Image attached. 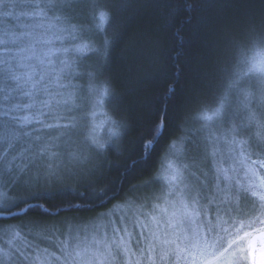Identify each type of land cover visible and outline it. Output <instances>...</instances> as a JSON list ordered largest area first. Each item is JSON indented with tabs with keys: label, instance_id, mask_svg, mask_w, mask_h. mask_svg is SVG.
<instances>
[{
	"label": "snow or ice",
	"instance_id": "6c2138e0",
	"mask_svg": "<svg viewBox=\"0 0 264 264\" xmlns=\"http://www.w3.org/2000/svg\"><path fill=\"white\" fill-rule=\"evenodd\" d=\"M80 3L82 0H0V9H7L0 11V220L27 216L33 211L48 217L62 212H90L111 203L119 193L111 183H104L109 173L117 171L123 191V180L129 173L147 167L168 133L166 98L164 110L157 114L148 135L140 142L139 156L133 158L135 148L128 143L132 122L120 108L110 80L100 79L105 76L110 59L112 37L106 27L112 23L110 10L106 0H88L92 20H98L95 29L105 33L98 46L81 18L67 14ZM22 17L29 18L28 22H22ZM250 24L253 31L260 29L264 43V13L258 18L253 16ZM57 40L61 41L60 46L56 45ZM66 40L72 42V47L64 45ZM72 53L95 55L100 60L82 76L73 70L74 62L69 58ZM248 72L264 73V61L254 63ZM176 88L170 84L167 96L173 97ZM89 99L97 105L106 101L112 106L113 115L103 136L96 127L89 129L85 123L87 116L83 113ZM216 104L202 106L192 114L191 119L200 126L191 134L178 140L168 138L160 173L168 189L166 195L178 197L175 201L166 199L174 209L171 213L167 208L161 209L165 214L162 216L143 211L148 205H136L140 198L133 196L136 186L130 185L120 198L126 203L131 198L133 202L126 214L107 218L105 229L110 230L111 237L103 243V251L84 250L74 255L71 242L77 229L70 222L82 219L79 216L63 217L51 224L44 220L21 221L9 231L25 238L30 235L25 231L29 227L50 233L48 243L57 245L65 264L74 261L76 255L82 264H96L99 257L106 262L123 261L134 250L149 264H187L188 260L192 264H234L231 251L235 244L225 247L224 237L216 243L212 233L215 222L224 223L220 213L229 220L232 214H244L249 189L229 175L231 168L222 165L226 159H235L238 144L242 146V156L245 142L235 138V129L217 135L219 125L227 121V98L219 97ZM250 119L255 120V114ZM257 147L264 156V145ZM111 154L118 159H110ZM253 163L247 162L250 171H254ZM59 192L71 199L62 205L41 202V193ZM260 200L264 201V195H260ZM248 211L255 212V205ZM193 224L197 225L196 245L179 247L177 242L185 238V226L192 231ZM200 225L206 234L201 233ZM58 236L66 239L58 240ZM5 247L7 250L0 247V264H34L35 254L41 252L38 244L27 241L23 249ZM134 264L141 262L136 260Z\"/></svg>",
	"mask_w": 264,
	"mask_h": 264
},
{
	"label": "trees",
	"instance_id": "16d2710c",
	"mask_svg": "<svg viewBox=\"0 0 264 264\" xmlns=\"http://www.w3.org/2000/svg\"><path fill=\"white\" fill-rule=\"evenodd\" d=\"M106 4L112 21L106 27L112 43L106 73L100 79L110 80L119 97L120 108L132 122L128 143L135 148L133 158L139 156L140 142L148 135L157 114L164 110L166 98L169 100L168 133L150 157L147 167L129 173L123 180V191L117 171L109 173L104 183H111L119 193L111 203L90 212H62L54 217L33 211L27 216L0 220V227L34 220L51 224L71 216L84 220L123 201L120 196L129 191L130 185L136 186L133 196L141 188H149L148 185L157 180L169 136L178 140L191 134L200 126L191 119L193 113L202 106H217L219 97L232 98L234 82L244 78L247 73L244 69L251 56L264 48L260 29L253 31L250 24L253 16L258 18L264 13V0H106ZM88 9V6L84 9L76 5L67 14L79 16L82 13L81 17H86L85 22L93 24V29L98 20L88 17ZM104 36L103 31L94 36L98 46ZM76 55L85 57L88 54ZM99 60L100 57L93 63V68ZM93 68L90 67V71ZM75 82L83 84L85 80ZM170 84L177 86L173 97L167 96ZM106 112L112 117L113 109L108 103ZM109 158L118 159L115 154ZM70 182L74 183V180ZM40 195L43 197L41 202L47 200L54 205H62L71 199L62 192ZM29 230L25 229L32 237L33 231Z\"/></svg>",
	"mask_w": 264,
	"mask_h": 264
},
{
	"label": "rangeland",
	"instance_id": "374dc122",
	"mask_svg": "<svg viewBox=\"0 0 264 264\" xmlns=\"http://www.w3.org/2000/svg\"><path fill=\"white\" fill-rule=\"evenodd\" d=\"M92 2L94 3L95 0H92ZM87 5L88 0H82L79 7L85 9ZM2 10L7 9H0V11ZM14 11L20 12L26 11V9H15ZM87 14H89L88 17L92 19L90 10ZM82 15V13L79 14L83 21L84 28H87L89 35L95 39L94 36H96L97 30L95 27L92 29L93 24H87V20L85 22V19H83L84 17H81ZM28 20L29 18L27 17L21 18L22 22H28ZM70 42L71 41L66 40L64 44L72 47ZM55 43L57 46L61 45V41L59 40L55 41ZM76 56L75 53H72L69 58L74 62V72L81 73L80 75L82 76L90 71V67L93 68V63L99 57L95 55H86V58ZM260 61H264V48L254 52L247 67L244 69L247 70L244 78L234 82L233 89L235 95L227 99V121L219 125L220 131L217 132V135H221L229 129H235V138L238 141L245 142L243 145L245 148L243 155H240V148L242 146L238 144L235 159H226V162L222 165L226 169L231 168L232 171L229 172V175L233 176L238 184H243L249 189V200L245 202L244 214H232L231 220H229L227 215L220 213L224 223L215 222L216 230L212 233V235L217 238L215 241L216 243L219 242L220 237H224L226 240L225 247H230L232 244H235V247H232L231 251L234 264H255L256 253L260 246L264 244V210L261 209V205H264V201L260 200V195H264V156L259 154L260 149L257 147V145H264V73L248 72L249 67ZM76 65H79V67ZM106 110V101H101L99 105H97L94 100L89 99L86 101L83 113L87 116L85 123L88 128L96 127L98 134L101 136L105 135L106 128L108 127L107 121L110 118ZM252 114H255V120L250 119ZM52 135H56V133H52ZM244 158L247 159L244 163H241V160ZM249 160L254 162V171H250L249 166H246ZM148 186L149 188L144 190L141 188L136 192L137 194L135 197L140 198L135 201L136 205L139 206L141 203L148 205L143 211L151 212L157 216L165 215L161 211V209L164 208H167L168 213H171L174 209L170 204L166 203V199L168 201H175L178 197L166 195L168 189L161 177L160 168L157 174V180L153 181ZM253 192L257 193V195L253 196ZM132 202L131 198L127 203L125 201H120L107 211H103L84 220L80 219L75 222H70L77 229V231L73 232V239L71 242V248L75 249L74 255L84 250L96 251L99 249L103 251V243L109 242V237H111L110 230L105 229V225L108 222L107 218H115V216L126 214ZM253 205H255L256 211L249 212L248 209ZM205 206L207 207V205ZM210 215L215 216L216 213H211ZM16 225L17 224L12 223L0 227V247L7 250L5 246L11 245L23 249L25 241H27L32 244H38L41 249L40 253L35 254L34 264H65L64 258L60 256L57 245L48 243L51 239L50 233L29 227V231H33L32 237L27 236L25 238L19 233L13 235L12 232L9 231V229H14ZM196 227L197 225L193 224V230L188 231L187 226H185L184 236L186 239L182 238L177 242L179 247L185 248L196 245L197 238L194 235ZM199 227L202 234L207 233L203 225ZM251 227L254 228L249 229ZM57 239L65 240L66 237L58 236ZM212 250L215 249H210V251ZM136 260H139L141 264H149V261L139 252H135V250L130 258L125 256L123 261L117 259L112 262H106L103 257H99L96 264H134ZM68 264H82L79 255H76L74 261H68ZM157 264H159V261H157ZM187 264H192L191 260H188Z\"/></svg>",
	"mask_w": 264,
	"mask_h": 264
},
{
	"label": "water",
	"instance_id": "95a60500",
	"mask_svg": "<svg viewBox=\"0 0 264 264\" xmlns=\"http://www.w3.org/2000/svg\"><path fill=\"white\" fill-rule=\"evenodd\" d=\"M255 264H264V244L260 246L256 253Z\"/></svg>",
	"mask_w": 264,
	"mask_h": 264
},
{
	"label": "clouds",
	"instance_id": "9594fccd",
	"mask_svg": "<svg viewBox=\"0 0 264 264\" xmlns=\"http://www.w3.org/2000/svg\"><path fill=\"white\" fill-rule=\"evenodd\" d=\"M171 143V142H170Z\"/></svg>",
	"mask_w": 264,
	"mask_h": 264
}]
</instances>
